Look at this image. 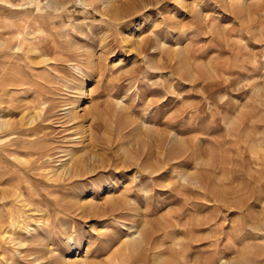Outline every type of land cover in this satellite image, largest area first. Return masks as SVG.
<instances>
[{"label":"rangeland","instance_id":"rangeland-1","mask_svg":"<svg viewBox=\"0 0 264 264\" xmlns=\"http://www.w3.org/2000/svg\"><path fill=\"white\" fill-rule=\"evenodd\" d=\"M13 72L39 86L44 73L42 112L66 103L77 118L67 136L51 127L41 171L59 188L0 184L25 198L31 185L38 209L0 201V264H264V0H0V79ZM7 91L12 173L32 158L1 149L19 120Z\"/></svg>","mask_w":264,"mask_h":264},{"label":"bare ground","instance_id":"bare-ground-1","mask_svg":"<svg viewBox=\"0 0 264 264\" xmlns=\"http://www.w3.org/2000/svg\"><path fill=\"white\" fill-rule=\"evenodd\" d=\"M12 6H13V4H12ZM12 6H11V8H12ZM162 26H163V24H162ZM17 36H18L17 40H19L18 44L12 45L11 47H6V46L4 47L5 49L2 53V59L6 60L8 62H9V60H12V61L20 60V57L14 58V56H13L11 58L12 54L10 53L11 51L16 52V50L20 49V45L23 43V42H21V40L26 41V39L21 38L20 34H18ZM11 39H13V38H11ZM14 39H15V37H14ZM15 41L16 40H14V42ZM52 45H54V43ZM31 46L32 47L30 49H28V51L26 53H23L25 55L24 57H26L28 53H33L34 50H36L33 45H31ZM144 52H145V50H144ZM21 56H23V55L21 54ZM43 58L44 57L42 56V59ZM43 60L45 61V59H43ZM49 60L52 61L53 59L48 58L47 61H49ZM47 61H45V62H47ZM52 62H54V61H52ZM81 62H84V61H81ZM80 65L81 66H78V64H76V63L70 64V66H72L73 69H76L77 72H83V67H89L88 64L85 62L81 63ZM51 70H56V69H54L52 67ZM6 71H9V70L6 69ZM32 72H31V77L42 82L41 86H39L35 82L32 83L30 81L22 80L19 76H17V73H15V72L11 73L8 76H6L4 74L3 77H1V79H0V87H6L8 89L7 94L9 95V100L7 101V108H8L9 114L14 115L17 113L19 116L18 121H16V122L6 121L5 124H3L6 127H8L9 129H6V131L3 132V136L5 138H8V139H6L7 141L4 143V145L1 147V149L3 150V152L5 153L7 158H9V160L15 161L17 163H24V161H22L24 156H29L32 158L29 162H27L28 165L24 169L20 170L17 168L16 169L13 168L14 170H12V173H9L7 171L6 167H4V168L1 167L2 170L0 171V173L6 174L7 177L4 179H0V184H10V182H12L14 180H21V179L22 180L23 179H25V180L29 179L30 180L32 176H35L36 178L47 180V182H48L46 184L47 189H51V188L56 189L59 187L56 185H53V183H56L58 180L59 176H58L57 172L55 171L51 176H48L45 172L46 171L45 169H44L45 171L44 170L41 171L42 170L41 168L45 164H48V162H50V161L53 162V160L55 158V154H56L55 150L53 152V149H51V146L49 145V142L50 143L52 142L51 141L52 135L54 134V132L51 131V127L54 126V128H55L54 131H57V129H59L57 133H60V134L65 133V136H67L71 133V131L73 129L72 125L76 124L75 122H76L77 117H75V115H73V113H72V110H74L73 106L72 107L67 106L66 103H62L61 105H58L56 107L49 105L42 112V108L40 106L49 102L47 100V95L50 94V91L47 88H45V85H51L52 82H51V79L48 80L46 77H44V75H45L44 73H40V72L32 73ZM50 72H51V74H53L52 71H50ZM48 74H49V72H48ZM100 76L103 78V75L101 73H100ZM49 78H50V76H49ZM55 80L57 82L60 80L59 76L56 74H55ZM59 85H60V83H59ZM25 88H27L29 91L25 92V90H24ZM73 90L75 92H80L81 91L80 85H78ZM77 95H78V93H77ZM29 100L31 102H29ZM31 103H34V106H35V104L38 103L39 107L33 106L34 113L31 112L32 116L28 117L29 110H30V108H32ZM59 112L61 114H59ZM67 116H68V118H67ZM69 116H71V117L69 118ZM78 130H80V129H78ZM76 136H77V134H76ZM67 139H68V137H67ZM78 139H79V137H78ZM58 161L63 162L64 160L63 161L58 160ZM78 163H79L78 159H75L71 163H69V164L67 163V165L64 167L62 165L63 173L64 174L65 173L71 174L72 172L75 173L76 170H74V169H77V167L79 165ZM30 186L25 188L26 198L24 197L25 195L23 196L22 188L18 184H16V185L12 186V189H10V190L6 189V190H2L0 192L1 193L0 194V201L1 202L5 201L7 204H13V203L20 204L21 207L27 208L26 213L29 214V216L30 215L31 216H36V215L38 216V214H37L38 209H34L35 207L32 206V203H33L32 202V192H33V190H31L32 186L31 187ZM50 192H52V191H50ZM48 204L49 203H47V205ZM52 204H50V206ZM31 206L34 208H32ZM25 219H26V217H25ZM22 230H24V232H25L28 230V227H22Z\"/></svg>","mask_w":264,"mask_h":264}]
</instances>
